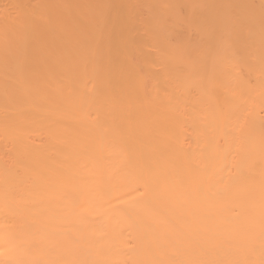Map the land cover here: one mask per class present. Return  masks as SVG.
<instances>
[{
	"label": "bare ground",
	"instance_id": "obj_1",
	"mask_svg": "<svg viewBox=\"0 0 264 264\" xmlns=\"http://www.w3.org/2000/svg\"><path fill=\"white\" fill-rule=\"evenodd\" d=\"M0 251L264 264V0H0Z\"/></svg>",
	"mask_w": 264,
	"mask_h": 264
},
{
	"label": "snow or ice",
	"instance_id": "obj_2",
	"mask_svg": "<svg viewBox=\"0 0 264 264\" xmlns=\"http://www.w3.org/2000/svg\"><path fill=\"white\" fill-rule=\"evenodd\" d=\"M13 249H10V251H12ZM0 255H3V252L2 251H0ZM189 264H205V262H202V261H200V262H198V261H191V262H189Z\"/></svg>",
	"mask_w": 264,
	"mask_h": 264
}]
</instances>
